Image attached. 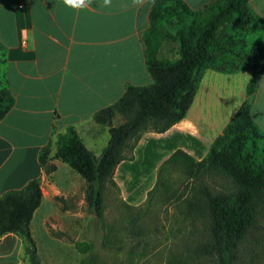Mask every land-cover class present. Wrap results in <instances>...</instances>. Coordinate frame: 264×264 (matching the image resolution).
<instances>
[{
    "label": "trees",
    "instance_id": "obj_1",
    "mask_svg": "<svg viewBox=\"0 0 264 264\" xmlns=\"http://www.w3.org/2000/svg\"><path fill=\"white\" fill-rule=\"evenodd\" d=\"M141 39L151 81L126 82L120 96L91 113L90 122L108 133L100 151L95 154L68 124L54 133L53 145L48 139L40 146L38 164L42 172L50 173L56 158L74 169L84 180L87 205L101 217L104 189L115 184L116 165L132 158V148L144 131H164L185 114L204 70H248L246 96L204 155L195 160L174 149L158 165V175L147 190L148 197L160 185L158 197L171 202L180 220V249L171 253L167 264H239L242 242L251 236L244 254L252 252L264 233V131L250 114L253 92L264 72V22L249 0H207L197 7L185 0H152ZM13 101L11 91L0 85V118ZM53 132L52 127L50 135ZM167 163L183 174L176 185L160 179L159 169ZM40 198V176L0 193V235L16 234L29 264H42L29 230ZM139 215L130 216L125 226L128 236H138L129 257L146 241L145 226L134 225ZM256 226L262 229L257 236ZM74 244L80 252L86 250V264H95L89 241Z\"/></svg>",
    "mask_w": 264,
    "mask_h": 264
},
{
    "label": "crops",
    "instance_id": "obj_2",
    "mask_svg": "<svg viewBox=\"0 0 264 264\" xmlns=\"http://www.w3.org/2000/svg\"><path fill=\"white\" fill-rule=\"evenodd\" d=\"M185 1L197 7L207 0ZM151 2L134 7L132 0H112L111 7H104L103 0H94L90 10H74L63 0H0V85L14 96L0 118V193L40 176L41 198L29 221L30 234L33 219L47 230L57 192L53 183L42 184L40 146L48 139L53 145L54 133L68 124L82 139L86 134L95 138L100 125L90 122L91 113L120 96L126 82L151 81L141 39ZM249 4L264 22V0ZM250 77L245 69L224 73L206 68L185 114L164 131H144L133 157L150 141L157 147L154 156L159 155L153 170L177 148L200 159L246 96ZM250 114L264 131V72ZM21 258L26 259L21 239L12 232L1 234L0 264H21Z\"/></svg>",
    "mask_w": 264,
    "mask_h": 264
},
{
    "label": "rangeland",
    "instance_id": "obj_3",
    "mask_svg": "<svg viewBox=\"0 0 264 264\" xmlns=\"http://www.w3.org/2000/svg\"><path fill=\"white\" fill-rule=\"evenodd\" d=\"M118 119H115V122ZM94 129L95 138L86 134L83 142L97 153L105 144L108 133L104 127ZM86 139V140H85ZM154 142H147L135 149V157L119 162L113 172L115 184H108L103 193L102 216H98L84 199V180L68 164L55 159V169L43 172V186L53 183L57 192L52 195L47 230L31 221V235L36 244V252L42 264H86V250L80 252L74 242L89 241L96 254L95 264H167L171 253L180 249L182 236L179 217L174 215L176 208L170 201L158 197L160 185L147 197V190L153 185L158 171L155 169L159 155ZM60 162V163H59ZM59 164V165H56ZM160 179L165 178L178 184L183 174L175 164H165L159 169ZM140 214L136 226L147 229L146 241L133 248L129 257L130 245L138 237L127 235L125 226L130 216ZM261 227V226H260ZM256 226L254 235L262 229ZM261 242H255L254 250L246 252L251 246V236L241 244L239 264H262L264 261V233ZM23 252V251H22ZM21 264H29L21 258Z\"/></svg>",
    "mask_w": 264,
    "mask_h": 264
},
{
    "label": "clouds",
    "instance_id": "obj_4",
    "mask_svg": "<svg viewBox=\"0 0 264 264\" xmlns=\"http://www.w3.org/2000/svg\"><path fill=\"white\" fill-rule=\"evenodd\" d=\"M65 6L74 10H90L93 7L94 0H63ZM145 0H132L134 7H141ZM104 7H111L112 0H103Z\"/></svg>",
    "mask_w": 264,
    "mask_h": 264
}]
</instances>
